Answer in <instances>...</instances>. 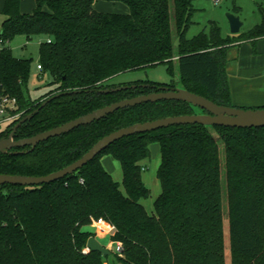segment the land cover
Here are the masks:
<instances>
[{
  "label": "trees",
  "instance_id": "16d2710c",
  "mask_svg": "<svg viewBox=\"0 0 264 264\" xmlns=\"http://www.w3.org/2000/svg\"><path fill=\"white\" fill-rule=\"evenodd\" d=\"M194 1L35 0L33 12L23 13L22 0H5L0 98L15 97L12 113L20 115L0 138L8 137L49 97L53 99L17 129L15 139L163 87H181L219 105L236 106L226 69L228 53L236 42L264 38V6L261 22L247 31L225 37L211 21L208 32L188 38ZM101 2L122 4L128 11H102L97 8ZM17 34L47 37L40 45V65L55 87L37 100L25 98L32 59L13 54L9 44ZM175 61L178 81L112 82L122 72L158 64L174 74ZM124 85L129 87L104 92ZM196 108L185 101L161 100L117 110L33 151L28 146L0 153V174L48 175L122 127L198 113ZM150 141L161 146L162 192L152 213L142 203L151 194L142 176ZM110 150L121 162L125 191L100 160ZM225 207L231 264H264V127L187 124L126 136L55 182L0 185V264H107V255L87 250L88 239L96 236L88 227L99 219L114 227L110 240L121 244L116 256L124 264H227Z\"/></svg>",
  "mask_w": 264,
  "mask_h": 264
},
{
  "label": "water",
  "instance_id": "95a60500",
  "mask_svg": "<svg viewBox=\"0 0 264 264\" xmlns=\"http://www.w3.org/2000/svg\"><path fill=\"white\" fill-rule=\"evenodd\" d=\"M227 18L230 24L231 33L233 35L239 34L243 26L240 16L233 12H229L227 13ZM136 86V84L132 85V87ZM144 86L147 85L144 84ZM128 87V85H124L118 88L104 90V92L121 90ZM52 99L53 97H49L43 101L38 109L21 119L13 127V130L8 137L0 138V153H8L14 149L25 148L28 146L31 147L30 150L33 151L40 143L47 141L52 137L61 136L73 131L75 128L80 126L89 125L94 121H99L117 110L133 107L142 103L157 102L161 100H179L192 104L198 109H201L202 112L168 116L152 121L138 122L127 127H122L98 140L80 159L58 171H54L43 176L0 174V185L13 184L20 186H32L55 182L66 177L67 175L75 173L87 165L90 161L94 160L98 155H100L103 151L109 148L110 145L119 139H122L126 136L154 131L174 125L203 124L210 126L216 125L238 128L264 127V107L244 108L238 106L219 105L205 96L199 95L181 87H163L159 92L142 94L136 97L120 100L110 105H106L62 125L38 133L32 137L15 139L17 129L26 120L32 118ZM18 152L24 151H15V153ZM87 247L89 250L98 251L103 255L111 254L110 249L103 245L95 236H92L88 239Z\"/></svg>",
  "mask_w": 264,
  "mask_h": 264
},
{
  "label": "rangeland",
  "instance_id": "374dc122",
  "mask_svg": "<svg viewBox=\"0 0 264 264\" xmlns=\"http://www.w3.org/2000/svg\"><path fill=\"white\" fill-rule=\"evenodd\" d=\"M34 0H25L24 7L33 12ZM5 2V1H4ZM3 6L0 4V33L2 30L3 21L7 17L3 13ZM33 6V7H31ZM260 6H264V0H195L194 11L192 15V24L186 32V37L191 38L203 30L209 31L211 21H216L221 29L223 36L233 35L230 30V24L227 18V13L236 12L239 10L243 26L242 31L251 29L262 20ZM121 9L119 4H109V10L118 11ZM173 9V2H172ZM47 37L43 35H35L33 38L28 39L24 34L15 35L10 41V47L15 56L19 58H31V72L24 87V94L26 99L37 100L46 94L49 90L55 87L52 83V76L49 73L43 72L38 67L41 64L40 60V45L41 42L46 41ZM175 53L179 50V39L175 35L174 39ZM174 74H171L166 64H158L146 68L125 71L116 75L113 79V83H126L137 80H150L156 82L169 83L172 80L178 81L180 77L179 66L177 61L174 63ZM248 107V106H246ZM248 108H256L255 106H249ZM196 111L200 113L202 110L196 108ZM7 115L0 113V132L7 128L9 121ZM148 146L151 150L150 158L143 162L144 170L142 173L144 182L151 190V194L148 198L143 199L142 203L146 209L152 213L154 211V202L162 192V184L158 177V169L161 164V146L158 141H150ZM105 168L112 174L113 178L120 183L121 189L125 191L123 184V170L120 160L117 158L112 150L105 152L100 158ZM224 229H225V251L227 254V264H231V247L229 242V230H228V218L227 207L224 208ZM100 242L105 245L112 252L110 255L105 256L107 264H124L116 255L119 254L116 245L111 243L110 237L100 239Z\"/></svg>",
  "mask_w": 264,
  "mask_h": 264
},
{
  "label": "crops",
  "instance_id": "0c3cea01",
  "mask_svg": "<svg viewBox=\"0 0 264 264\" xmlns=\"http://www.w3.org/2000/svg\"><path fill=\"white\" fill-rule=\"evenodd\" d=\"M4 1L0 0V4L5 3ZM24 1L22 0L21 11L31 13L24 7ZM32 4L35 7V0ZM109 4L111 3L101 2L97 4V8L102 11H112L109 10ZM119 5L121 9L118 11H128L127 7ZM234 13L238 15V12ZM226 69L234 105L239 107L264 106V38L232 44ZM88 228L96 233L95 237L99 241L110 237L112 233L107 225L92 224ZM111 243L117 246L116 243L112 241Z\"/></svg>",
  "mask_w": 264,
  "mask_h": 264
},
{
  "label": "built area",
  "instance_id": "2783aa9c",
  "mask_svg": "<svg viewBox=\"0 0 264 264\" xmlns=\"http://www.w3.org/2000/svg\"><path fill=\"white\" fill-rule=\"evenodd\" d=\"M216 2H219V0H216ZM38 67L42 69V66L39 64ZM17 107V99L15 97H3L0 98V113L7 115V120L10 122L12 120H15L19 117L20 113H12V110H14ZM95 225H107L111 231H113L114 227L106 222L103 219H99L93 222ZM116 249L118 253H121L123 248L121 244H117ZM87 250L89 248L87 247Z\"/></svg>",
  "mask_w": 264,
  "mask_h": 264
}]
</instances>
